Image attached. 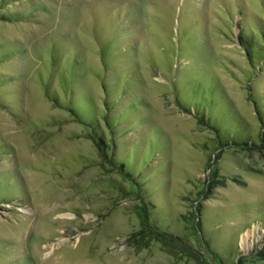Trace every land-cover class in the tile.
<instances>
[{
  "label": "rangeland",
  "instance_id": "rangeland-1",
  "mask_svg": "<svg viewBox=\"0 0 264 264\" xmlns=\"http://www.w3.org/2000/svg\"><path fill=\"white\" fill-rule=\"evenodd\" d=\"M252 25L264 0L1 9L0 264H264V62L239 36ZM193 84L217 87L212 115L231 108L247 146H221Z\"/></svg>",
  "mask_w": 264,
  "mask_h": 264
},
{
  "label": "trees",
  "instance_id": "trees-1",
  "mask_svg": "<svg viewBox=\"0 0 264 264\" xmlns=\"http://www.w3.org/2000/svg\"><path fill=\"white\" fill-rule=\"evenodd\" d=\"M10 1L12 0H0V10L4 9L9 4ZM1 17H4L5 19L12 21H16L14 19L17 18L16 15H11V14L8 16L2 14ZM240 23L242 27L245 24L249 26L248 21L246 19H242ZM250 27L252 28L251 32L243 28L239 36H240L241 45L245 50L246 58L248 59L249 63L253 65L256 63L264 62V27L253 26V25ZM72 74L73 76H76L75 70L72 72ZM196 85L200 87L199 84H193L191 86H188L187 88L188 90L186 91L194 93L192 91V88L193 87L196 88ZM216 89L213 90L212 93L210 92L206 93L205 96L200 95L199 93H194L195 96L199 95L198 102L193 103V107L197 109L196 114L202 116L204 123L208 125L210 129L218 136V140L222 147L228 148L235 145L247 146L249 144V141L245 138V134H242L243 132H245V130L243 129V122L237 116V114L232 111L231 108L228 107L224 112H221V114H219L220 113L219 112L215 115H212L213 113L212 111L214 109H218V105L216 104L220 103ZM191 95L194 96L193 94ZM253 99L255 106L258 110V113L261 114L262 109H260L259 107L260 106L259 99L257 98H253ZM80 102L85 109H87L88 111L90 110L92 111L94 106L91 101L81 99ZM117 103L118 101L116 100H109L106 102V106L110 111H112L117 105ZM136 104L137 103H131L129 108L136 107ZM71 111L75 115L82 117V114L73 107H71ZM125 113L126 111L122 110L121 112L115 114L114 116H106V122L111 128V131L113 133L115 132V128L117 127L118 118L125 115ZM97 117H103V115H97ZM88 119L89 120H87L86 118L84 121L90 123L93 128H96L95 127L96 121L93 115L89 116ZM260 138L263 139V136L261 135ZM100 140L102 141V143H105L102 137L100 138ZM121 167L122 169L124 168L123 162L121 163ZM262 254H264V252Z\"/></svg>",
  "mask_w": 264,
  "mask_h": 264
},
{
  "label": "bare ground",
  "instance_id": "bare-ground-1",
  "mask_svg": "<svg viewBox=\"0 0 264 264\" xmlns=\"http://www.w3.org/2000/svg\"><path fill=\"white\" fill-rule=\"evenodd\" d=\"M249 235H250L249 233L245 235L244 240H243V244H244V245L247 244V246H248V244H249V240H248V239H249ZM242 239H243V238H242ZM250 246H251V245H250Z\"/></svg>",
  "mask_w": 264,
  "mask_h": 264
}]
</instances>
